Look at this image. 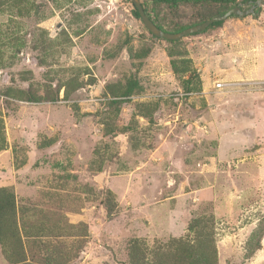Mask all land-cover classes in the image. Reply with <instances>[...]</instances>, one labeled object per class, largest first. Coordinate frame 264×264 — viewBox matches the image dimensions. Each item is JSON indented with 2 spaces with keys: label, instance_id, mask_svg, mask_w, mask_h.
Listing matches in <instances>:
<instances>
[{
  "label": "rangeland",
  "instance_id": "1",
  "mask_svg": "<svg viewBox=\"0 0 264 264\" xmlns=\"http://www.w3.org/2000/svg\"><path fill=\"white\" fill-rule=\"evenodd\" d=\"M146 4L170 31L212 12ZM259 10L173 44L149 33L130 0H0V188L15 192L30 264L47 254L129 264L134 240L148 250L194 242L201 219L218 264H264V236L260 249L252 240L264 231V90L237 72V59L256 66L264 53ZM222 81L237 84L219 90ZM0 264H10L1 245Z\"/></svg>",
  "mask_w": 264,
  "mask_h": 264
},
{
  "label": "trees",
  "instance_id": "2",
  "mask_svg": "<svg viewBox=\"0 0 264 264\" xmlns=\"http://www.w3.org/2000/svg\"><path fill=\"white\" fill-rule=\"evenodd\" d=\"M142 5L148 14L149 18L162 30L171 33H177L185 30L194 25L201 24L210 18L220 16L225 14L230 9L239 6L240 4H244L247 1H255V0H159L153 1L156 4L158 3H168L174 5V8H178L180 3L190 4L195 6H204L209 5L212 8V12L209 11L204 14V17L195 20L191 24L182 25L176 27L175 30H166L160 24L156 23L147 8V4L145 0H141ZM150 1V0H149ZM134 7V13L139 20H141L140 15L136 7ZM243 9L242 7H240ZM231 17H240L239 15H232ZM230 17V18H231ZM142 22V20H141ZM143 23V22H142ZM225 21L216 22L210 25L205 31L192 34L199 35L207 32L209 29L220 28L223 26ZM144 25V23H143ZM145 26V25H144ZM150 33V32H149ZM151 34V33H150ZM152 35V34H151ZM170 43H179L178 41L167 40ZM1 51V48H0ZM171 56V54H170ZM171 65L173 71L176 76H181L180 67L178 62L175 59L171 60ZM191 75L198 79V74L196 70H191ZM184 73V72H182ZM191 78V77H190ZM191 80L188 79L185 82L184 88L187 92H192L193 88H191L190 83ZM136 83H130L126 90V93L123 96H131L134 92V87ZM120 96V97H123ZM28 101L38 102L42 98H39L36 95H30ZM122 99H113L109 101V108H113L117 112L120 110V106L122 105ZM144 106H142L143 108ZM145 108H143L144 110ZM154 108L150 112H141V115L144 117H150L152 115ZM105 134L112 135L115 137L116 131L114 128L110 127L107 123L105 125ZM6 149V142L3 136L0 137V151ZM100 149H96V154H100ZM101 155V154H100ZM98 171L102 170V166L99 165L97 168ZM113 193L108 192V198L106 201V208L108 215L113 217L116 212V202L113 199ZM20 216L18 215V208L16 203V195L12 188L2 187L0 188V245L2 247V251L9 261L10 264H30L29 253H31V248L28 247L29 243L27 239H24V236H28V233H23V228L21 229L19 226ZM190 231L195 233V240L191 242L186 239H173L167 244L159 245L152 250H148L145 247V244L134 240L130 246L129 252V264H218V255L217 248L215 245V235L213 232L212 226L209 224L207 220H195L190 225ZM264 236V231L261 232V229L254 233L253 243L256 244V249L261 248V240ZM36 238L33 240L35 241ZM254 249L250 250L249 255L252 256L255 252ZM45 264H64L57 260L56 256L47 254L42 259Z\"/></svg>",
  "mask_w": 264,
  "mask_h": 264
},
{
  "label": "water",
  "instance_id": "3",
  "mask_svg": "<svg viewBox=\"0 0 264 264\" xmlns=\"http://www.w3.org/2000/svg\"><path fill=\"white\" fill-rule=\"evenodd\" d=\"M132 4L136 7V9L139 12L140 18L142 22L144 23L146 29L155 37L161 38L164 40H171V41H178L181 40L182 38L196 34L202 31H205L210 25L216 22H222L226 21L228 18H230L232 15H239V16H246L253 14L254 16H258L260 13V8H264V0H256L254 5L250 7L249 9L243 11L240 7L241 6H236L229 11H227L225 14L216 16L213 18H210L209 20L198 24L191 26L189 28H186L185 30L177 33H171V32H166L162 29H160L148 16L146 13L141 0H130ZM258 9V10H256Z\"/></svg>",
  "mask_w": 264,
  "mask_h": 264
},
{
  "label": "crops",
  "instance_id": "4",
  "mask_svg": "<svg viewBox=\"0 0 264 264\" xmlns=\"http://www.w3.org/2000/svg\"><path fill=\"white\" fill-rule=\"evenodd\" d=\"M262 39V38H261ZM261 47V52H264V42L259 45ZM257 48L254 46L252 48V52H256ZM244 54L247 53V51H243ZM251 52V53H252ZM254 55V54H253ZM256 55V54H255ZM258 56H260V61L259 64H256V66H244V61L240 63L239 59L238 61V69L237 72L238 74L242 75L241 79L238 81H241L240 83H249V82H254V81H264V53H258ZM240 63V64H239ZM239 69H242V72H240ZM246 88H253V90H263L262 88H254L251 86H244ZM247 90V89H246Z\"/></svg>",
  "mask_w": 264,
  "mask_h": 264
},
{
  "label": "built area",
  "instance_id": "5",
  "mask_svg": "<svg viewBox=\"0 0 264 264\" xmlns=\"http://www.w3.org/2000/svg\"><path fill=\"white\" fill-rule=\"evenodd\" d=\"M237 83H233V82H218L216 84V87L219 90L222 89H231L234 85H236ZM242 86H251L254 88H262L264 90V81H254V82H249V83H241Z\"/></svg>",
  "mask_w": 264,
  "mask_h": 264
},
{
  "label": "flooded vegetation",
  "instance_id": "6",
  "mask_svg": "<svg viewBox=\"0 0 264 264\" xmlns=\"http://www.w3.org/2000/svg\"><path fill=\"white\" fill-rule=\"evenodd\" d=\"M146 2H151L155 7H157V6H161V5H165V6H167V7H170V8H174L175 6L174 5H171V4H168V3H158V4H156L155 5V3L153 2V1H159V0H145ZM256 1V0H255ZM255 1H247V2H245L244 4H240L239 6H241V7H243V5H249V7L248 8H250V7H252L253 5H254V3H255ZM185 5H190V4H183V3H180L179 4V6H178V8H180V7H182V6H185ZM154 7V8H155ZM149 9V8H148ZM149 12L151 13V11L149 10ZM154 21L156 22V20L154 19ZM157 23V22H156Z\"/></svg>",
  "mask_w": 264,
  "mask_h": 264
}]
</instances>
